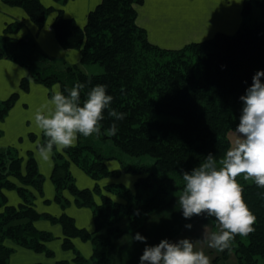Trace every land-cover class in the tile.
I'll return each instance as SVG.
<instances>
[{
  "label": "trees",
  "instance_id": "trees-1",
  "mask_svg": "<svg viewBox=\"0 0 264 264\" xmlns=\"http://www.w3.org/2000/svg\"><path fill=\"white\" fill-rule=\"evenodd\" d=\"M1 2L22 8L37 28L45 24L48 10L38 0ZM139 2L102 0L89 13L83 28L65 19L61 12L57 13L52 23L57 42L64 49L79 50L81 65L102 67L99 74L82 73L76 66L58 68L47 58L37 57L32 47L26 49L22 40L0 48V59L10 60L27 71L20 82L21 91H27L29 81L48 88L59 83L62 91L79 82L85 85L81 93L83 100L92 87L103 84L113 97L110 109L125 114L122 120H116L108 116L106 109L100 135H80L75 147L60 153L54 148L53 200L64 209L69 200L63 193L69 191L77 207L91 210L93 232L76 227L74 220L65 214L57 218L39 214L35 201L42 195L43 178L32 155L27 152L23 170L24 160L15 150L0 153V264H8L12 253L5 242L53 256L45 245L52 240L51 234L37 230L34 225L39 220L61 227V247L74 252V264H110L107 252L112 237L123 230L122 220L126 219L128 224L125 230H137L146 215L163 207L172 196L182 194L183 172L198 167L209 153L219 163L230 149L227 133L239 124L242 110L239 98L251 85L253 75L264 70V0H244L242 13L245 18L251 16L252 7L259 10L260 19L255 25L245 24L233 36L218 34L178 51L162 50L147 42L144 32L135 23L134 5ZM20 27L19 22L9 24L4 33L16 34ZM187 50L192 52L195 61L172 58L159 63L160 59ZM148 54L155 59L147 58ZM140 70L145 72L144 78H138L136 72ZM17 97L13 95L0 104L1 117L12 108ZM113 123L117 126V134L108 136L105 132ZM100 140H109L116 154H104L97 147ZM122 156H148L152 162L127 165L120 161ZM110 160L120 161L118 171L107 169L106 162ZM71 166L95 181L94 188L78 189L69 174ZM121 174L137 177L134 191L121 185L99 186L101 179ZM9 176L16 178L21 186L9 182ZM237 181L244 189L245 203L256 218L253 231L247 236H235L230 248L213 264H224L230 255L234 257V264H264V187L246 180L243 175L238 176ZM102 188L111 191L120 201L101 195ZM4 189L16 190L21 199L18 207L6 205ZM94 194L99 195L101 204L95 203ZM75 238L91 243L92 254L88 260L75 251L72 244ZM56 264L69 263L58 261Z\"/></svg>",
  "mask_w": 264,
  "mask_h": 264
},
{
  "label": "crops",
  "instance_id": "crops-1",
  "mask_svg": "<svg viewBox=\"0 0 264 264\" xmlns=\"http://www.w3.org/2000/svg\"><path fill=\"white\" fill-rule=\"evenodd\" d=\"M38 1L48 10L42 28H37L22 8L6 6L0 0V39L2 41L0 46L10 45L22 40L26 43V49L32 47V51L37 57L47 58L51 64L58 68L76 66L82 73L99 74V72L91 73V71L85 70L91 65H81L79 50L64 49L60 46L53 33L52 23L57 13L61 12L65 19L72 20L79 28H83L86 25L89 13L102 0ZM139 1L134 5L135 23L144 32L147 42L162 50L178 51L187 45L210 40L218 34L233 36L242 29L243 25L247 24V18L242 13L244 0ZM254 11L257 12L256 7H252L251 12ZM18 22L21 27L16 34L4 33L7 25ZM26 76L27 71L25 68L10 60L0 59V104L9 100L13 95L18 96L7 114L3 117L0 116V153L10 149L15 150L19 158L26 160L27 152H29L36 162L37 169L50 175V182L46 183L47 192L45 196H38L35 201V209L39 214H47L55 218L65 214L74 220L76 227L93 232L94 221L90 209L77 207L71 197L68 198L69 204L64 209L53 202L55 189L51 181V174L54 163L53 161L51 163L44 162L36 156L35 145L37 141L44 143L46 140L33 122L36 109L51 98L53 85L48 88L42 84L29 81L27 91L23 92L20 89V82ZM112 161H114V164ZM106 165L110 172L120 169L115 160L107 161ZM70 170L75 178L81 179L80 184H85L83 189H88L87 186L90 185L95 186V181L91 182L93 180L88 178L79 168L71 166ZM106 180L107 184L104 182ZM136 181L137 177L133 175L121 174L119 177L103 178L98 183L100 187H105L109 184L111 186L112 184L115 185L114 182H116L115 186L121 185L131 190L135 188ZM43 188L45 190L44 184ZM77 188L82 189L80 186ZM179 197L180 195L172 196L163 207L146 215L137 230L129 232L123 228L120 233L114 235L107 252L110 264H139V258L143 254L145 243L133 239L136 233H140L147 238V245H156L162 239L173 242L183 238H190L194 241L199 240L205 230L204 226H207V230L210 231L209 217L203 215L193 216L191 219L183 217L182 209L178 204ZM45 201L49 203H44ZM188 224L192 225L190 229L186 227ZM34 225L37 230L51 234L52 240L45 245L55 240L59 255L50 258L44 253L33 254L44 255L41 258L40 256H31L34 260L44 263L32 264H56L58 261H67L69 264H74V252L64 251L61 247L63 234L59 225L46 220H39ZM72 244L75 251L84 259L88 260L91 257L92 245L90 242H83L75 238L72 239ZM10 245L11 248L13 247L12 252L20 251L22 255L27 257L30 253H35ZM197 247L211 258V264L223 253L208 248L204 243L198 244ZM48 250L55 255L54 251ZM226 262L227 264H234V257L230 255L229 260ZM11 263L13 264V262Z\"/></svg>",
  "mask_w": 264,
  "mask_h": 264
},
{
  "label": "clouds",
  "instance_id": "clouds-1",
  "mask_svg": "<svg viewBox=\"0 0 264 264\" xmlns=\"http://www.w3.org/2000/svg\"><path fill=\"white\" fill-rule=\"evenodd\" d=\"M264 70H258L252 83L240 96L242 110L239 124L235 128L234 146L217 163L209 153L203 163L191 172H183L185 186L178 199L183 217L206 216L215 219L216 231H204L199 240L190 238L170 241L162 239L156 245H147V238L136 233L133 239L145 243L139 264H211V258L197 245L204 243L208 248L223 252L230 248L235 236H247L253 231L255 216L245 203L244 189L237 177L243 175L264 187ZM85 85L76 83L71 89L61 90L59 83L52 86V95L36 109L33 122L47 138L37 141L35 154L38 159L51 163L55 151L73 148L78 137L100 135L105 110L108 116L122 120L124 113L110 109L113 97L107 86L97 84L81 99ZM67 93V94H65ZM113 123L105 132L117 134ZM191 228L192 225H186Z\"/></svg>",
  "mask_w": 264,
  "mask_h": 264
},
{
  "label": "rangeland",
  "instance_id": "rangeland-1",
  "mask_svg": "<svg viewBox=\"0 0 264 264\" xmlns=\"http://www.w3.org/2000/svg\"><path fill=\"white\" fill-rule=\"evenodd\" d=\"M255 8V7H254ZM256 10V9H255ZM56 18V17H55ZM259 10L257 9V12H252V14H251V16L249 17V18H247L246 19V23H247V25L248 26H253V25H255L256 23H258V21H259ZM54 22V21H53ZM2 44V41H1V39H0V45ZM3 46H0V48H2ZM149 57H151L152 58V61L155 59V57H153L151 54H148L147 55V58H149ZM172 58H175V59H178V60H180V61H182V60H188V61H195V59H194V57H192V52L190 51V50H187V51H181L180 53H178V54H176V55H172V56H170V57H166L165 59H160V61H159V63L160 64H163L164 63V61H166V60H170V59H172ZM86 71H91V73H97V72H99V73H102V71H103V69H102V67H100L99 65H96V66H90L89 68H86L85 69ZM136 70H134L133 72H135ZM136 74H138V78H144L145 77V72H143L142 70H140V71H138V72H136ZM234 132H235V129H233V130H230L228 133H227V139L229 140V142H230V147H232V146H234V142H235V139H236V137H235V135H234ZM47 138L45 137V140H46ZM97 142H99L98 143V145H97V147H99V148H101L102 149V151L104 152V154H106V155H109V156H111V155H113L114 153L116 154V149L112 146V144H111V142L108 140V141H103V140H100V141H97ZM58 152V151H57ZM27 159V158H26ZM52 161H53V159H52ZM122 163H125V164H127V165H131V164H135V165H137L138 163L139 164H149V163H151L152 162V159L150 158V157H148V156H144V157H140V158H136V157H134V158H132V157H128V156H122L121 157V160H120ZM120 161H118V160H115V163L116 164H118L119 165V167H120V165H121V163H120ZM8 163V162H7ZM112 163L114 164V161H112ZM24 167H25V160H24V162L22 161V169L24 170ZM76 167V166H75ZM38 171H39V174L42 176V178H43V183H42V195L43 196H45V193L47 192V187H46V183H48V182H50V175H48V174H46L43 170H39L38 169ZM82 171V170H81ZM84 173V172H83ZM69 174H70V176H71V178H72V180H73V183L75 184V186L76 187H82V189L84 188V185L85 184H80L82 181H81V179L80 178H75V176L74 175H72V172H71V170H70V167H69ZM85 174V173H84ZM130 175H132V174H130ZM88 176V175H87ZM88 178H90L89 176H88ZM8 180H9V182H12V183H14L17 187H19V186H21L20 185V183L16 180V178H14V177H11V176H9L8 177ZM91 180V179H90ZM91 182H94V181H91ZM105 182V184H107V180L106 181H104ZM137 182V181H136ZM115 183V185L117 184L116 182H114ZM125 183V182H124ZM43 184H44V187H45V190H44V188H43ZM126 184V183H125ZM100 185V184H99ZM127 185V184H126ZM93 187H94V185H90V186H87V188L88 189H93ZM110 188L111 187H113V185L112 186H109ZM127 188V187H126ZM79 189V188H78ZM128 189V188H127ZM32 190V189H31ZM102 192L100 193L101 195H104V196H106V197H111V199L113 200V201H115V202H118V201H120L119 200V198H117V196L116 195H112V193H111V191H107V189H104L103 190V188H102V190H101ZM131 191H134L133 189H131ZM32 192H33V195H34V197H36V195H35V193H34V191L32 190ZM2 194L5 196V198H6V205H8V206H15V207H18V205L21 203V199H20V197H19V195L17 194V192H16V190H14V189H4V190H2ZM54 196H55V194H54ZM63 197H65V198H72V196H71V194L69 193V191H65L64 193H63ZM93 199H94V201H95V203L96 204H101V200H100V197H99V195H95L94 194V196H93ZM34 200H35V198H34ZM37 200V199H36ZM34 202V201H33ZM53 202H54V200H53ZM55 203V202H54ZM56 204V203H55ZM1 209H3V207H1ZM1 211V210H0ZM204 217H206V216H204ZM208 218V217H207ZM208 219H210L209 220V227H210V231H216V230H218V226H217V224H216V221H215V219L214 218H212V217H209ZM127 221H126V219H124V220H122V222L120 223V227L121 228H126L127 227ZM5 245H8L9 246V248L11 247V245L8 243V242H5ZM13 248V247H12ZM11 248V249H12ZM46 248L47 249H50V250H52V251H54L55 253V255H53L52 257H50V258H53L54 256H58L59 255V253H58V251H57V248H56V245H55V240H53L50 244H47L46 245ZM33 254H36V253H30L29 254V257H27V256H24V255H22V253H20V251H16V252H12L11 254H10V256H9V258H10V264H12L11 262H13V264H32V263H44V262H42V261H36V260H34L31 256H40V258L42 257V256H44V255H33ZM215 257H217V256H215ZM45 259H47V258H45ZM8 264H9V259H8ZM225 264H227V262L225 263Z\"/></svg>",
  "mask_w": 264,
  "mask_h": 264
}]
</instances>
